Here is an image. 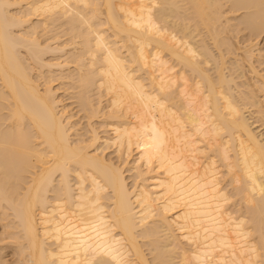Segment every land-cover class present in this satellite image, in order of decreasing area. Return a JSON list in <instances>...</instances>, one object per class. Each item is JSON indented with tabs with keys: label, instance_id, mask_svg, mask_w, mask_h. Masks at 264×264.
<instances>
[{
	"label": "bare ground",
	"instance_id": "6f19581e",
	"mask_svg": "<svg viewBox=\"0 0 264 264\" xmlns=\"http://www.w3.org/2000/svg\"><path fill=\"white\" fill-rule=\"evenodd\" d=\"M264 0H0V264H264Z\"/></svg>",
	"mask_w": 264,
	"mask_h": 264
},
{
	"label": "rangeland",
	"instance_id": "374dc122",
	"mask_svg": "<svg viewBox=\"0 0 264 264\" xmlns=\"http://www.w3.org/2000/svg\"><path fill=\"white\" fill-rule=\"evenodd\" d=\"M259 42H260V45H262V43H264V41H262V36L259 38Z\"/></svg>",
	"mask_w": 264,
	"mask_h": 264
}]
</instances>
